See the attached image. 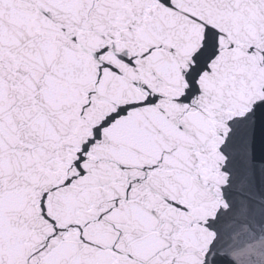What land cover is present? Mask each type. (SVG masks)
I'll list each match as a JSON object with an SVG mask.
<instances>
[{"label":"snow or ice","instance_id":"obj_1","mask_svg":"<svg viewBox=\"0 0 264 264\" xmlns=\"http://www.w3.org/2000/svg\"><path fill=\"white\" fill-rule=\"evenodd\" d=\"M0 264H264V0H0Z\"/></svg>","mask_w":264,"mask_h":264}]
</instances>
